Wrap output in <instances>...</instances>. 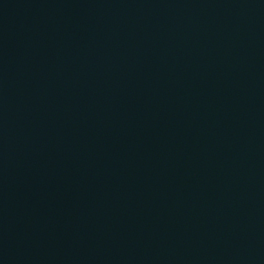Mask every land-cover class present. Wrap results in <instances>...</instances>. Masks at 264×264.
Masks as SVG:
<instances>
[{
  "label": "water",
  "instance_id": "95a60500",
  "mask_svg": "<svg viewBox=\"0 0 264 264\" xmlns=\"http://www.w3.org/2000/svg\"><path fill=\"white\" fill-rule=\"evenodd\" d=\"M0 264H264V0H0Z\"/></svg>",
  "mask_w": 264,
  "mask_h": 264
}]
</instances>
